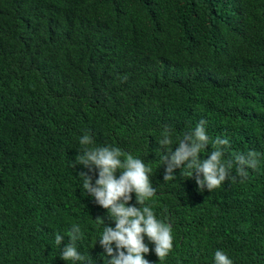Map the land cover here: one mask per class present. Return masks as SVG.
<instances>
[{
  "label": "trees",
  "instance_id": "trees-1",
  "mask_svg": "<svg viewBox=\"0 0 264 264\" xmlns=\"http://www.w3.org/2000/svg\"><path fill=\"white\" fill-rule=\"evenodd\" d=\"M202 119L201 159L218 137L222 160L257 153L243 183L200 191L187 167L164 181L161 156ZM107 146L152 169L155 194L129 202L171 225L172 251L151 264H215L216 250L264 264V0H0V264H87L61 258L73 225L78 251L108 264L99 239L115 222L74 167Z\"/></svg>",
  "mask_w": 264,
  "mask_h": 264
},
{
  "label": "clouds",
  "instance_id": "clouds-1",
  "mask_svg": "<svg viewBox=\"0 0 264 264\" xmlns=\"http://www.w3.org/2000/svg\"><path fill=\"white\" fill-rule=\"evenodd\" d=\"M207 121L200 120L191 130L178 138V147L167 151L161 156L165 171L164 181L173 180L176 169L187 167L193 170L194 179L200 191L209 192L221 186L226 180L243 183L248 178L246 166L255 169L258 164L257 153L249 151L247 155L237 154L233 159L222 160V156L229 145L228 139L215 140L216 148L211 154L201 159L199 154L207 147L209 137L205 131ZM174 130L165 125L160 133L158 144L164 149L173 143ZM80 144L87 146L94 144L89 134L85 133ZM225 146V147H221ZM124 156V159L121 157ZM75 164L82 165L87 172H80L83 189L94 198L95 203L106 209L115 222V227L104 224L103 233L99 239L104 254L109 258L108 264H151L145 254L154 251L159 260H163L173 249V236L170 224L157 219L149 206L137 207L130 204L132 193H135L136 204L143 205L156 192L152 186L150 176L152 169L147 167L144 160L125 154L119 147H84L78 152ZM235 166V175L232 169ZM98 172V179L93 183V176L89 173ZM119 171V177L116 173ZM103 222V218H97ZM145 236L154 244L150 250L144 242ZM82 233L78 225H73L69 242L61 251V258L65 261H86L92 264L89 256L81 254L76 242ZM64 236L56 234L55 241L61 245ZM215 264H233V261L223 250L214 253Z\"/></svg>",
  "mask_w": 264,
  "mask_h": 264
}]
</instances>
